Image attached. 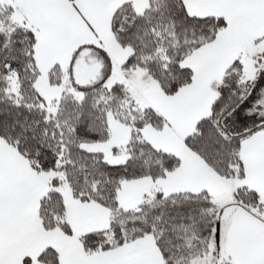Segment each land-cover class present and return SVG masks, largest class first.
Wrapping results in <instances>:
<instances>
[{
    "label": "snow or ice",
    "instance_id": "1",
    "mask_svg": "<svg viewBox=\"0 0 264 264\" xmlns=\"http://www.w3.org/2000/svg\"><path fill=\"white\" fill-rule=\"evenodd\" d=\"M0 264H264V0H0Z\"/></svg>",
    "mask_w": 264,
    "mask_h": 264
}]
</instances>
